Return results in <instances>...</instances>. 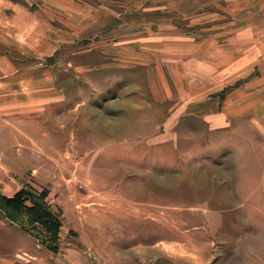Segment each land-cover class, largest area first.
<instances>
[{
	"label": "rangeland",
	"instance_id": "obj_1",
	"mask_svg": "<svg viewBox=\"0 0 264 264\" xmlns=\"http://www.w3.org/2000/svg\"><path fill=\"white\" fill-rule=\"evenodd\" d=\"M164 3L0 0V234L45 264H264V0Z\"/></svg>",
	"mask_w": 264,
	"mask_h": 264
},
{
	"label": "crops",
	"instance_id": "obj_2",
	"mask_svg": "<svg viewBox=\"0 0 264 264\" xmlns=\"http://www.w3.org/2000/svg\"><path fill=\"white\" fill-rule=\"evenodd\" d=\"M103 1L105 5L108 6V8L110 9L116 7L120 9L122 7L127 6L129 3L134 4L135 7H146V6L151 7V6H158L165 4L164 0H103ZM168 1H172V0H166V2ZM155 10L157 9H155L154 7L153 11H151L150 14H147L150 15V18L147 20H142L143 18H138V13H137L138 10L134 15V17L125 18L123 16L121 20L125 22L126 25L127 24L134 26H136V24L139 25L148 24L149 26L158 25L159 23L158 21L160 20L161 17H160V13ZM119 16L121 17V14ZM1 226L5 227L4 224H2ZM14 235L18 238L23 239V243L26 240L25 238L21 237L22 234L20 232H16L14 228H7L6 235L0 234V264H45L42 261V259H40V257L34 255L28 250L29 248L28 240L26 246L27 248H24V245L15 242ZM55 258L57 259V262H55L54 264H89L84 254L66 257L65 262L63 261L61 256L58 257L55 256Z\"/></svg>",
	"mask_w": 264,
	"mask_h": 264
},
{
	"label": "trees",
	"instance_id": "obj_3",
	"mask_svg": "<svg viewBox=\"0 0 264 264\" xmlns=\"http://www.w3.org/2000/svg\"><path fill=\"white\" fill-rule=\"evenodd\" d=\"M1 207H2L3 210L7 209V206H1ZM47 216H48V214H44L43 218L44 217L46 218Z\"/></svg>",
	"mask_w": 264,
	"mask_h": 264
}]
</instances>
